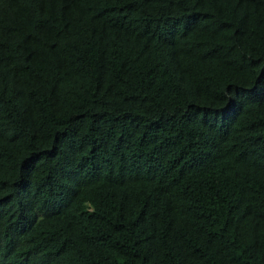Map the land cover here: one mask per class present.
<instances>
[{
	"label": "trees",
	"instance_id": "obj_1",
	"mask_svg": "<svg viewBox=\"0 0 264 264\" xmlns=\"http://www.w3.org/2000/svg\"><path fill=\"white\" fill-rule=\"evenodd\" d=\"M0 264H264V0H0Z\"/></svg>",
	"mask_w": 264,
	"mask_h": 264
}]
</instances>
